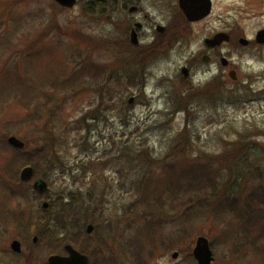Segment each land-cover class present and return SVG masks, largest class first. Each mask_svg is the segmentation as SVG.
<instances>
[{
  "label": "rangeland",
  "instance_id": "rangeland-1",
  "mask_svg": "<svg viewBox=\"0 0 264 264\" xmlns=\"http://www.w3.org/2000/svg\"><path fill=\"white\" fill-rule=\"evenodd\" d=\"M212 1L209 18L189 23L179 0H78L72 10L0 0V264H46L67 244L91 264H197L201 236L214 264H264V46L255 43L264 0ZM219 33L229 44L208 48ZM10 136L26 149L8 146ZM26 166L34 180L21 185ZM211 173L208 209L183 217L199 196L183 193L159 216L144 214ZM37 179L48 182L45 195ZM228 196L237 205L223 206ZM56 213L69 221L56 226ZM13 240L25 256L11 251Z\"/></svg>",
  "mask_w": 264,
  "mask_h": 264
},
{
  "label": "water",
  "instance_id": "water-1",
  "mask_svg": "<svg viewBox=\"0 0 264 264\" xmlns=\"http://www.w3.org/2000/svg\"><path fill=\"white\" fill-rule=\"evenodd\" d=\"M59 4H61L64 7L73 8L76 5L77 0H55ZM210 1V0H209ZM180 7L185 14V16L188 18L189 21H198L202 18L209 15L211 11V4L206 3L205 0H180ZM138 10V8L133 7L130 9L131 13H134ZM138 28H141L142 25H137ZM158 31L160 33H165L166 29L159 27ZM132 41L135 44H138V37L135 32L132 34ZM230 41V37L226 34H220L215 37L214 40L207 41V44L209 46L215 47L220 46L222 42H228ZM257 42L260 44H264V30L261 31L257 36ZM242 44L244 46L248 45L247 41H242ZM224 65H227L226 60H223ZM183 75L187 78L189 76L188 69L182 70ZM230 76L232 78H236L234 73H231ZM131 102H133L131 100ZM9 143L16 148L23 149L25 147V144L21 142L20 140L16 139L15 137H12L9 139ZM34 170L32 168L25 169L22 172L21 178L23 181L27 182L30 181L33 178ZM35 189L38 190L41 193H44L47 189V184L43 181H38L35 184ZM49 205L47 203L44 204V208L47 209ZM94 227L90 225L87 228V233L91 234ZM12 249L17 252H22V246L19 242L15 241L12 244ZM66 251L69 253V257H61V256H54L49 259L50 264H90V259L75 249H73L71 246H66ZM194 256L199 262V264H212L214 261L213 253L210 248V244L208 239L204 237H200L197 241L196 249L194 250ZM178 254L174 255V258H177Z\"/></svg>",
  "mask_w": 264,
  "mask_h": 264
},
{
  "label": "trees",
  "instance_id": "trees-1",
  "mask_svg": "<svg viewBox=\"0 0 264 264\" xmlns=\"http://www.w3.org/2000/svg\"><path fill=\"white\" fill-rule=\"evenodd\" d=\"M175 185V187H177V189H179L178 188V186L176 185V184H174ZM202 186H204V184L203 185H201V186H199V187H196V186H192L193 188H200V187H202ZM191 188V187H190ZM190 188H187L188 190L190 189ZM186 190V189H185ZM184 191V190H183ZM181 191H179V192H177V193H180ZM176 193V194H177ZM162 201H163V198L161 199V198H159V200L158 201H156V202H158V203H161L162 204ZM229 201H231V197H229ZM248 201H249V204H252V201H254V198H252V196H250L249 198H248ZM152 204H150V206H151ZM202 204H200L199 206H201ZM62 205H60L59 206V208L61 207ZM66 206H68V204H65V207ZM204 207H205V205H204ZM186 213V212H185ZM56 220H57V223H56V226H58L59 224H63V221L64 222H68L69 220H67V218H66V215H65V213H61V214H57L56 213ZM47 233H52V231H48Z\"/></svg>",
  "mask_w": 264,
  "mask_h": 264
},
{
  "label": "flooded vegetation",
  "instance_id": "flooded-vegetation-1",
  "mask_svg": "<svg viewBox=\"0 0 264 264\" xmlns=\"http://www.w3.org/2000/svg\"><path fill=\"white\" fill-rule=\"evenodd\" d=\"M213 4H214V3H213ZM250 46H251V43H250V45H249L248 47H250ZM248 47H247V48H248ZM221 59H222V58H221ZM210 60H211L210 58H207L205 61H207L208 63H210ZM232 71H235V70H232Z\"/></svg>",
  "mask_w": 264,
  "mask_h": 264
}]
</instances>
